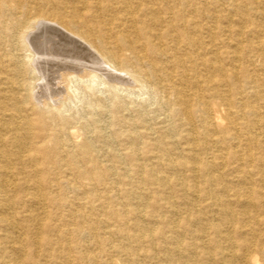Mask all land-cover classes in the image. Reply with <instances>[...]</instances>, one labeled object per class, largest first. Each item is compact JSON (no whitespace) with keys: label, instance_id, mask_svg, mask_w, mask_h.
Returning <instances> with one entry per match:
<instances>
[{"label":"bare ground","instance_id":"6f19581e","mask_svg":"<svg viewBox=\"0 0 264 264\" xmlns=\"http://www.w3.org/2000/svg\"><path fill=\"white\" fill-rule=\"evenodd\" d=\"M0 264H264V0H0Z\"/></svg>","mask_w":264,"mask_h":264},{"label":"rangeland","instance_id":"374dc122","mask_svg":"<svg viewBox=\"0 0 264 264\" xmlns=\"http://www.w3.org/2000/svg\"><path fill=\"white\" fill-rule=\"evenodd\" d=\"M38 42H40V40H38L37 41V43ZM58 81V80H57ZM103 86H99L98 88H97V90L100 88H102ZM67 94V91H66V89H65V91L64 92H62V94L60 93V94H58V95H54L53 97L56 99V100H62V99H64V97H66V94ZM99 93V95H102L101 94V92H98ZM122 93H124L125 95L128 93V95H124V94H122ZM120 94L121 95H123V96H125V97H127V98H129V99H131V100H135V101H137V102H142V103H145V104H147V105H150V106H154L155 105V103H154V101H155V96L152 94V92H150L149 90H144V89H142V88H140L138 85H136V84H132V86H131V88L129 89V90H124V91H121L120 92ZM76 95V96H75ZM130 95V96H129ZM140 95V96H139ZM79 95H78V93H70V97L72 98H69L68 100H67V104H66V109L67 110H69L68 109V107L70 108V110L68 111L69 113L71 112V113H74L75 111H76V115L77 116H79L80 114H79V112L78 111H82V108L86 105V103H85V99H80L79 97H78ZM132 96V97H131ZM63 97V98H62ZM81 97V96H80ZM62 98V99H61ZM134 98V99H133ZM71 99V100H70ZM69 102V103H68ZM85 104H84V103ZM72 110H74V111H72ZM78 110V111H77ZM79 114V115H78Z\"/></svg>","mask_w":264,"mask_h":264}]
</instances>
